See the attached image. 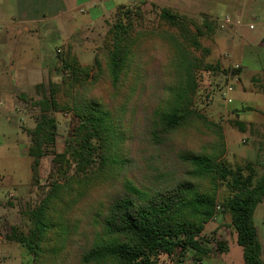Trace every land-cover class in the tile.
<instances>
[{
    "label": "trees",
    "instance_id": "16d2710c",
    "mask_svg": "<svg viewBox=\"0 0 264 264\" xmlns=\"http://www.w3.org/2000/svg\"><path fill=\"white\" fill-rule=\"evenodd\" d=\"M123 9L115 14L104 55L110 101L124 87L139 43L149 33L134 31L133 12ZM158 19L165 28L152 32L169 45L170 79L159 81L161 98L155 97L145 112L137 139L126 136L123 105L112 111L104 101L87 96L91 68L79 66L74 57L59 59V83H50L47 93L42 86L37 88L42 96L34 105L40 116L29 133L28 149L33 186L41 148L54 143L55 126L47 114L69 113L74 126L64 151L53 158L54 180L39 203L27 211L30 229L10 238L26 248L33 264H158L160 255L176 256L174 264H180L188 252L200 262L210 252L202 232L218 206L230 216L243 264H264L253 224L254 211L264 197V167L257 175L251 163L232 167L223 161L220 128L208 124L192 106L199 88L197 73L224 76L228 70L207 65L197 55H208L209 50L199 43L202 31L192 21L165 8ZM94 63L101 66L98 57ZM134 67L138 74L142 65ZM151 68L162 75L159 64H151L146 77ZM60 95L65 97L63 103L56 100ZM207 128L217 130L218 139L210 147L202 151L183 147L172 153L174 135ZM126 143L132 145L130 156ZM147 147L153 152L150 165L156 167L150 174L142 163ZM222 187L228 195L218 202ZM92 200L85 222L75 219L82 212L81 204ZM217 247L224 250L225 244L219 242Z\"/></svg>",
    "mask_w": 264,
    "mask_h": 264
},
{
    "label": "rangeland",
    "instance_id": "374dc122",
    "mask_svg": "<svg viewBox=\"0 0 264 264\" xmlns=\"http://www.w3.org/2000/svg\"><path fill=\"white\" fill-rule=\"evenodd\" d=\"M158 2V3H157ZM157 2L149 1H137L134 4H130L127 7H123V12L132 11L130 22L134 31L143 32L145 38L139 43V50L134 58L133 66L128 72V77L123 88L118 93V97L115 101H110L109 97L112 93L110 88L109 79L107 75V69H105V49L109 46L108 33L115 22H111L108 31L95 42L88 45L86 48H65V56H72L76 59V62L81 67L91 68L90 84L87 91V96L100 99L110 106L112 111H118L120 107L125 108V114L123 116L124 130L128 138L137 139L141 133L142 124L144 122V114L147 112L153 104L155 97H160L162 92L158 90L159 81H167L170 79L169 71L167 68L168 61L170 59V48L168 43L155 34L156 29H164L165 26L160 24L158 14L161 8L168 9L172 14H175L183 19L192 21L195 26L199 27L202 31V35L199 39V43L202 47L209 50L208 55L198 56L203 57V61L207 65H221L222 62L230 59V51L224 48L222 43V36L227 34L228 38L233 42L234 48H237L235 60L238 61L244 68L245 75L251 74L252 72L259 71V62L264 60V11L259 9L256 2L252 0H231V6L225 8L220 7L216 11L217 15L206 16L199 13L198 10H193L191 6L193 3L190 0H163ZM172 5L175 8L166 6ZM228 15L233 21H239L240 26H226L221 27L220 20ZM248 25L254 26L252 30L248 28ZM81 47V46H78ZM137 48V49H138ZM95 57H98L100 67H97L94 63ZM141 64L142 68L136 74L135 65ZM151 64H156L161 67L162 75L158 76L155 74L156 68H151L148 73V67ZM60 67V65H58ZM100 69V70H97ZM152 69L154 71H152ZM152 72V73H151ZM211 72L200 71L197 73L199 88L193 96V108L201 114L208 124L217 126L220 128V135L225 146V140L228 149L232 147V151L229 153L233 156L230 159L227 155L226 149L222 156V160L228 163L232 167L244 166L247 162L245 159L249 156L248 152L254 147L255 142L252 143L250 138L245 137L244 131H240L233 123L237 120L235 113L238 109L232 108L230 105H222V101L219 97V91L211 95L207 93L210 87ZM215 89V88H214ZM214 92V91H213ZM233 92V89H232ZM219 94V95H218ZM212 98H211V97ZM57 97V96H56ZM161 98V97H160ZM40 97L37 98L39 100ZM36 100V101H37ZM56 100L60 103L65 101V97L58 96ZM262 99L257 94L242 95L241 100L234 101L233 106L238 107L240 104L251 105L257 112H264V104ZM26 104L22 112L24 116L22 118L17 117L16 121H20V125L27 131V135L30 138L29 133L34 129L36 121L40 116L39 107L34 105L32 99L25 101ZM123 102L125 104H123ZM121 116V113H120ZM47 117L52 119L54 122L55 129L52 132L55 134L53 144H43L41 148L42 157L39 159L37 183L34 185V195L24 201L26 206L34 208L39 201L43 198L44 194L48 190V186L55 178V170L53 164V158L56 154H60L64 151L65 141L69 137L73 129V120L69 113L55 112L48 113ZM253 120V119H252ZM248 130L247 128H245ZM212 130L214 133L209 132ZM255 131V130H254ZM259 135L256 131V136ZM12 136L10 137V140ZM216 129H206L205 131H199L197 129H191L186 132L178 133L172 137L171 146L172 153L179 150V148H190L194 151H202L205 147L210 145L217 140ZM244 141V142H243ZM257 147L259 148V156L264 157V135L263 140L259 138L257 141ZM126 145V154L130 156V149L132 145ZM31 146V143H30ZM256 147V145H255ZM145 148V147H144ZM145 160L142 163L146 166L147 172L150 174L156 171L154 165H150V161L153 156V152L149 147L145 151ZM23 159L28 160L26 155H23ZM230 159V160H229ZM31 160V159H29ZM262 160H260L261 162ZM256 173L262 171V165L254 166ZM5 174H1L0 179ZM27 171H22L20 177V183L26 184ZM109 190V185L105 188ZM94 198L98 196L96 192L93 193ZM228 195L227 189L222 187L218 192V202H221ZM93 204V200L87 203L81 204V210L77 217H81V221L85 222L88 218V209ZM219 205V204H218ZM264 208V207H263ZM263 208L260 207L257 214V226L263 236L264 224L262 222ZM31 226V225H30ZM26 229V228H25ZM30 229V227H29ZM261 240L263 237L261 236ZM202 236H205V240L210 242L209 255L200 262L193 260V254L188 252L183 261L180 264H243L242 249L236 243V234L231 226V219L229 214H223L220 206L216 209L215 217L204 226ZM19 237V236H17ZM225 242L226 252L223 249L217 247V243ZM20 244V243H19ZM264 245V241H263ZM24 249H22V247ZM26 248L20 244L3 242L0 244V264H33L32 255L29 257L26 254ZM5 254L11 255V261H2V256ZM264 260V254L261 258ZM176 256L173 258L167 257L166 255H160L157 259L158 264H174Z\"/></svg>",
    "mask_w": 264,
    "mask_h": 264
},
{
    "label": "crops",
    "instance_id": "0c3cea01",
    "mask_svg": "<svg viewBox=\"0 0 264 264\" xmlns=\"http://www.w3.org/2000/svg\"><path fill=\"white\" fill-rule=\"evenodd\" d=\"M137 1L141 0H0V176L6 175L5 181L4 176L0 179V244L11 242L20 245L11 240V236L24 234L30 227L27 211L32 207L29 208L23 203L34 195V186L31 184L32 159L28 155L30 138L27 131L21 127V120L16 121L17 117L24 116L22 110L25 101L28 99L36 101L42 96L41 89H37L40 86L47 93L50 83L61 81L62 74L58 65L59 59L65 58L63 53L65 48L88 47L108 31L119 8ZM252 1L264 11V0ZM190 2L193 3L191 6L193 10L199 9V13L206 16L217 15L216 10L220 7L231 6V0ZM221 44L230 51V59L222 62V67L229 71L233 66H238L233 71L237 81L232 82L231 102L229 104L222 102V105L238 109L235 112L238 121L233 125L240 131L245 130V137L250 138L256 145L250 149L245 161L256 167L262 165L263 171L264 157L259 156L257 141L259 138L263 140L264 112H257L251 105L246 104L234 107L233 103L241 100L242 95L257 94L264 104V60L259 62V71L245 75L242 65L238 61H233L239 53L227 34L222 36ZM210 75L211 83L207 93L211 92L213 95L217 92L213 86L217 87L223 81V76L212 73ZM237 124H240L241 128ZM256 131L259 133L257 136ZM224 140L227 155L232 159L233 156L229 153L232 147L228 149L226 139ZM23 155H26L28 160L25 161ZM25 170L27 179L26 184L22 185L19 179ZM262 171L256 174L260 175ZM260 207H264V197L253 214V224L261 245L262 258L264 231L262 236L256 219ZM260 223L264 224V213ZM224 250L225 252L227 250L226 244ZM25 251L30 261L29 252ZM11 260V255L2 256V261Z\"/></svg>",
    "mask_w": 264,
    "mask_h": 264
},
{
    "label": "built area",
    "instance_id": "2783aa9c",
    "mask_svg": "<svg viewBox=\"0 0 264 264\" xmlns=\"http://www.w3.org/2000/svg\"><path fill=\"white\" fill-rule=\"evenodd\" d=\"M221 27H228V26H239L240 22L239 21H233L229 16H224L221 20ZM249 29H252L253 26L249 25L248 26ZM238 68V66H233L228 72L227 74H225L223 76V81L221 83H219V85L213 86L215 87V90L219 91L220 95V99L223 103L225 104H229L231 102V98H230V93H232V82H236L237 79L233 76V71L236 70ZM210 90V89H209Z\"/></svg>",
    "mask_w": 264,
    "mask_h": 264
}]
</instances>
